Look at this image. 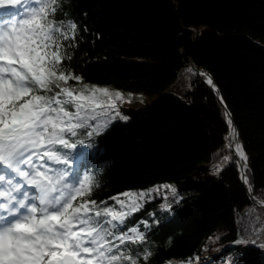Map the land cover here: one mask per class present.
I'll return each instance as SVG.
<instances>
[{
	"label": "trees",
	"instance_id": "obj_1",
	"mask_svg": "<svg viewBox=\"0 0 264 264\" xmlns=\"http://www.w3.org/2000/svg\"><path fill=\"white\" fill-rule=\"evenodd\" d=\"M66 10L82 37L73 73L145 104L134 114L116 103L129 119L95 138L93 154L74 151V171L98 177L87 198L120 210L111 197L153 189L129 218L149 223L148 264H264V232L257 239L248 227L257 242L234 243L239 221L264 211L226 144L229 110L252 193L264 200V0H68Z\"/></svg>",
	"mask_w": 264,
	"mask_h": 264
},
{
	"label": "snow or ice",
	"instance_id": "obj_2",
	"mask_svg": "<svg viewBox=\"0 0 264 264\" xmlns=\"http://www.w3.org/2000/svg\"><path fill=\"white\" fill-rule=\"evenodd\" d=\"M67 5L68 0H0V264H148L154 253L149 223L141 221L142 230L129 218L134 220L153 189L111 197L117 210L88 199L98 177L72 167L78 146L87 141L96 148L95 138L129 116L116 106L125 99L120 91L83 83L67 63L82 39ZM199 75L214 88L211 76ZM228 124L235 155L244 162L241 179L251 191L248 158L231 119ZM162 187L176 195L170 185ZM253 232L259 239L264 229L253 225ZM249 242L257 240L234 243Z\"/></svg>",
	"mask_w": 264,
	"mask_h": 264
},
{
	"label": "rangeland",
	"instance_id": "obj_3",
	"mask_svg": "<svg viewBox=\"0 0 264 264\" xmlns=\"http://www.w3.org/2000/svg\"><path fill=\"white\" fill-rule=\"evenodd\" d=\"M121 102H123V101H119V100L115 101V103H118V104H122ZM124 103L126 105L125 106L126 108H130V107L132 108L131 112L134 114H136L138 111L142 110L145 107L144 102L138 103L137 105H133L132 103L124 100ZM84 150L89 154H93L95 151V148L90 149L85 145ZM260 208H261V210L264 211V208H262V207H260ZM245 219H246V217L244 216L239 221L240 223L238 224V228L241 227V228L245 229V227H249V231H253V225H254L257 229H264V212H262L260 217L257 218L256 220L255 219L253 220V218L251 219L249 217H248V220H245Z\"/></svg>",
	"mask_w": 264,
	"mask_h": 264
},
{
	"label": "water",
	"instance_id": "obj_4",
	"mask_svg": "<svg viewBox=\"0 0 264 264\" xmlns=\"http://www.w3.org/2000/svg\"><path fill=\"white\" fill-rule=\"evenodd\" d=\"M193 67H194V66H193ZM197 71H198V74H199L200 72H202L200 69H198ZM203 73H205V74L211 76L209 72H206V71H205V72H203ZM211 78H212V76H211ZM203 79H204V81L206 82V78H203ZM212 81H213V85H214V88H213V89H216V85H215V83H214L213 78H212ZM210 86H211V85H210ZM212 87H213V86H212ZM229 119L232 120V116H231L230 111L227 110V118H226L227 123H228V120H229ZM232 122H233V120H232ZM228 125H229V124H228ZM233 125H234V127L236 128V125H235L234 122H233ZM236 130H237V128H236ZM228 147H229V146H228ZM229 148L231 149V147H229ZM233 155H234V152H233ZM236 162H237V160H236ZM239 164L241 165V167H238L240 180H241L242 183L245 185L249 198L251 199V201H252L253 203H256V202H255L256 200H260L262 204L257 203L256 205H257L258 207H262V208H264V200L257 198V197L252 193V190L249 191V186L246 185V184L243 182V180L241 179V174H242L243 170H242V164H241V163H239Z\"/></svg>",
	"mask_w": 264,
	"mask_h": 264
},
{
	"label": "bare ground",
	"instance_id": "obj_5",
	"mask_svg": "<svg viewBox=\"0 0 264 264\" xmlns=\"http://www.w3.org/2000/svg\"><path fill=\"white\" fill-rule=\"evenodd\" d=\"M205 78H206V76H205ZM238 142H239V141H238ZM230 143H232L231 150H232V152H234V156L236 157V160H237L239 163L242 164L243 161H240V158H239L238 156L235 155V151H234V142L232 141V135H231V128H230L229 125H228V132H227V134H226V144H227V146H228ZM242 165H243V164H242ZM242 170L244 171L243 168H242ZM255 202H256L255 204H257V203L262 204L260 200H256ZM247 219H248V218H247V216H246V219H245V220H247Z\"/></svg>",
	"mask_w": 264,
	"mask_h": 264
}]
</instances>
